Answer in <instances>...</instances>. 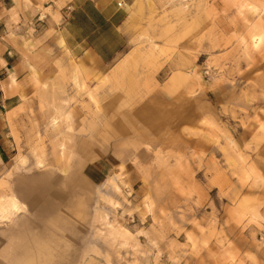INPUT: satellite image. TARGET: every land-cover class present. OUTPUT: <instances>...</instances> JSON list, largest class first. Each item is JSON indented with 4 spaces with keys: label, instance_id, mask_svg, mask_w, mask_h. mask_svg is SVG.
I'll list each match as a JSON object with an SVG mask.
<instances>
[{
    "label": "rangeland",
    "instance_id": "rangeland-1",
    "mask_svg": "<svg viewBox=\"0 0 264 264\" xmlns=\"http://www.w3.org/2000/svg\"><path fill=\"white\" fill-rule=\"evenodd\" d=\"M122 1L111 64L9 113L0 264H264V0Z\"/></svg>",
    "mask_w": 264,
    "mask_h": 264
},
{
    "label": "crops",
    "instance_id": "crops-1",
    "mask_svg": "<svg viewBox=\"0 0 264 264\" xmlns=\"http://www.w3.org/2000/svg\"><path fill=\"white\" fill-rule=\"evenodd\" d=\"M122 2L0 0V140L10 131V112L39 107L59 65L70 73L74 62L92 74L120 55L128 41ZM8 155L0 141V170Z\"/></svg>",
    "mask_w": 264,
    "mask_h": 264
},
{
    "label": "bare ground",
    "instance_id": "bare-ground-1",
    "mask_svg": "<svg viewBox=\"0 0 264 264\" xmlns=\"http://www.w3.org/2000/svg\"><path fill=\"white\" fill-rule=\"evenodd\" d=\"M12 199H13V198H12ZM10 200H11V199H10ZM16 202H17L16 200L13 201L12 206H13V208H14L15 210L18 211V210H19V207L17 206ZM10 206H11V205H10ZM12 206H11V207H12ZM2 207H3L2 209H3L4 212H7V211L10 212V211L8 210L9 207H8V208H7V206H2ZM2 209H0L1 212H3ZM11 209H12V208H11ZM5 214H6V213H5ZM8 214H10V213H8ZM0 215H1V214H0ZM6 216H7V214H6ZM0 217H2V216H0ZM8 217H9V216H8ZM3 218H4V216H3Z\"/></svg>",
    "mask_w": 264,
    "mask_h": 264
},
{
    "label": "built area",
    "instance_id": "built-area-1",
    "mask_svg": "<svg viewBox=\"0 0 264 264\" xmlns=\"http://www.w3.org/2000/svg\"><path fill=\"white\" fill-rule=\"evenodd\" d=\"M119 5H121V3H119Z\"/></svg>",
    "mask_w": 264,
    "mask_h": 264
}]
</instances>
